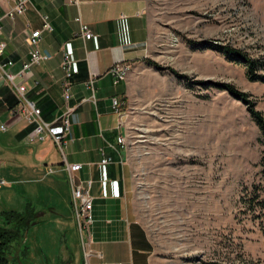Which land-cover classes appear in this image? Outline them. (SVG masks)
I'll list each match as a JSON object with an SVG mask.
<instances>
[{
  "label": "rangeland",
  "instance_id": "obj_1",
  "mask_svg": "<svg viewBox=\"0 0 264 264\" xmlns=\"http://www.w3.org/2000/svg\"><path fill=\"white\" fill-rule=\"evenodd\" d=\"M145 3L148 48L135 65L129 62L121 109L133 210L150 235L153 264H264V221L241 203L259 181L260 130L247 104L220 86L247 92L264 115V83L249 81L246 67L223 54L188 43L229 45L264 61V0ZM20 125L0 132V225L3 211H23L35 192L38 197L34 184L44 207L51 202L58 212L69 209L62 173L21 169L19 161L25 167L34 161L31 147L13 139ZM40 142L48 144L34 145ZM54 149L44 161L49 166L61 155ZM50 223L42 225L40 238L47 261L58 241ZM31 226L9 251L15 264L37 259ZM25 248V255L16 253Z\"/></svg>",
  "mask_w": 264,
  "mask_h": 264
},
{
  "label": "crops",
  "instance_id": "obj_2",
  "mask_svg": "<svg viewBox=\"0 0 264 264\" xmlns=\"http://www.w3.org/2000/svg\"><path fill=\"white\" fill-rule=\"evenodd\" d=\"M15 0H0L3 13ZM145 0H29L23 15L10 20H1L0 42L6 46L0 55L1 62L12 60L15 64L10 71L16 72L21 62L28 59L24 31L41 28L40 15H46L51 31H42L38 50L48 58L43 63L33 65L28 74L27 96L40 107L42 117L51 122L53 132L60 134V124L55 121L64 111L60 68L63 52L72 61L71 98L68 105L74 110L70 114V130L63 145L65 162L80 163L81 169L75 173L82 180H90V194L93 199V220L89 228L90 264H153V247L150 235L135 217L132 197V175L127 160V147L117 145V137L122 132L119 115L112 109V98L122 101L127 97L129 84L113 78L107 72L116 62H130L135 65L145 56L150 39L149 23L146 17ZM82 24L87 25L92 36L84 40L79 34ZM90 74H95L93 98L92 90L85 85ZM14 89L3 80L0 72V123L10 120V109L15 107ZM21 123L14 138L31 147L33 161L21 169L42 171L47 175L62 173L69 194L68 211L58 212L51 202L43 206L40 201V185L34 184L38 197L30 200L33 208L32 239L36 257L34 264H84V252L78 242L71 203V191L60 155L53 166L44 163L55 146L50 139L45 146L27 143L24 139L28 124ZM9 128V129H10ZM8 129V130H9ZM7 130V131H8ZM1 131L0 132H7ZM24 132H26L24 134ZM43 144V145H41ZM7 148V146L5 147ZM17 151V149H16ZM59 151V150H58ZM60 153V151H59ZM106 157L110 162L103 164ZM42 166V167H41ZM43 177V175H42ZM39 179V178H38ZM37 181V180H36ZM37 183V182H35ZM48 187L56 184L50 180ZM33 185V183H32ZM51 222L57 246L52 255L44 254L41 236L42 225ZM44 235V234H43ZM54 244V243H53Z\"/></svg>",
  "mask_w": 264,
  "mask_h": 264
},
{
  "label": "built area",
  "instance_id": "obj_3",
  "mask_svg": "<svg viewBox=\"0 0 264 264\" xmlns=\"http://www.w3.org/2000/svg\"><path fill=\"white\" fill-rule=\"evenodd\" d=\"M29 0H15L13 5L10 6L3 13H0V24L3 18H7L10 20L15 19V17L23 15L26 11ZM41 17V28L36 29H28L26 28L24 31L25 37L24 41L27 46L28 59L24 62H21L20 68L16 72L10 71V67H12L15 63L12 60H7L1 62L0 64V72L3 80L8 83L12 89H14L15 94V107L10 109V120L0 123V130L7 131L10 125L24 121L28 126H31V129L27 132L26 137L24 138L27 143H34L35 141H44L50 139L51 142L58 147V150L61 152V156L63 157L64 169L67 172V180L71 191V203L73 208V214L75 219V225L77 227L80 244L82 250L84 252V264H90L88 262V257L91 254L90 248V237L89 236V228L91 226L93 220L92 211V202L93 199L90 194L91 181L90 180H82L77 176V173L81 169L80 163H69L65 162V156L63 153V145L65 144L64 139L70 130V114L74 110L73 106H69V98H71V85H72V61L69 58L66 52L62 54V60L60 63V68L63 74V81L61 82L62 88V96L65 103V109L62 113L56 118L55 121H58L60 124V134L56 135L51 127V122H47L43 117L40 110V107L36 105L33 100L27 96L28 88L27 87V79L28 74H30V69L33 65H38L43 63V61L47 60V56L41 53L38 50V43L40 40V35L42 31H51L52 27L49 24L48 17L46 15H40ZM1 32V26H0ZM79 34L82 36L84 40H88L92 36L91 31L87 27V25L82 24L80 27ZM5 42H0V55L3 54V50L5 49ZM130 68V64L128 62H116L112 66H110L107 70L108 73L112 75L113 84L119 81H126L128 70ZM96 78L95 74H90L88 80L85 85L87 88L92 90L91 98L94 100L93 92H94V80ZM116 85V84H115ZM112 109L116 114L119 115L120 125L122 126V105L123 101L119 97L112 98ZM117 145L125 146L126 135L121 132V134L117 137ZM110 162L109 158L106 157L102 160L103 164ZM5 184L4 180H0V186Z\"/></svg>",
  "mask_w": 264,
  "mask_h": 264
},
{
  "label": "trees",
  "instance_id": "obj_4",
  "mask_svg": "<svg viewBox=\"0 0 264 264\" xmlns=\"http://www.w3.org/2000/svg\"><path fill=\"white\" fill-rule=\"evenodd\" d=\"M188 43H191L193 48H206L223 54L227 60L246 67L245 76L249 81H260L264 83V61L262 58L252 57L241 49L239 50L229 45L214 44L210 41L197 43L189 40ZM145 63L148 66H154L159 69L158 64L153 60L145 59ZM172 72L175 71L172 70ZM220 86L223 90H226L229 94H232L235 98L247 104L248 114L260 130V141L263 144V148L261 151L262 155L259 159V167H261L259 181L250 186L247 195L241 198V203L253 218L264 221V115L249 100V94L247 92L238 91L231 84H223ZM30 127H28V130ZM33 212L31 202H26V207L23 211L6 210L2 212L1 215H3L4 220L2 225H0V264H15L14 257L9 251L16 241L20 243L29 226H33ZM26 250V248L19 249V252L17 251L16 253L25 255L26 252L24 251Z\"/></svg>",
  "mask_w": 264,
  "mask_h": 264
}]
</instances>
